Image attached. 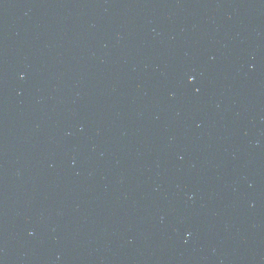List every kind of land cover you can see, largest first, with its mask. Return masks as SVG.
<instances>
[{"label":"water","instance_id":"95a60500","mask_svg":"<svg viewBox=\"0 0 264 264\" xmlns=\"http://www.w3.org/2000/svg\"><path fill=\"white\" fill-rule=\"evenodd\" d=\"M0 264H264V0H0Z\"/></svg>","mask_w":264,"mask_h":264}]
</instances>
